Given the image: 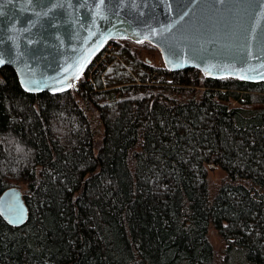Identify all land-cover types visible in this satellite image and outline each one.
I'll return each mask as SVG.
<instances>
[{"label": "trees", "instance_id": "obj_1", "mask_svg": "<svg viewBox=\"0 0 264 264\" xmlns=\"http://www.w3.org/2000/svg\"><path fill=\"white\" fill-rule=\"evenodd\" d=\"M115 40L107 79L84 71L57 93L0 67V192L24 183L28 210L20 225L0 215V264H264V80H147L164 66L133 44L156 47Z\"/></svg>", "mask_w": 264, "mask_h": 264}, {"label": "water", "instance_id": "obj_2", "mask_svg": "<svg viewBox=\"0 0 264 264\" xmlns=\"http://www.w3.org/2000/svg\"><path fill=\"white\" fill-rule=\"evenodd\" d=\"M0 13V67L28 92L76 85L113 38L149 41L170 70L264 80V0H0ZM0 215L26 220L17 185L0 192Z\"/></svg>", "mask_w": 264, "mask_h": 264}, {"label": "rangeland", "instance_id": "obj_3", "mask_svg": "<svg viewBox=\"0 0 264 264\" xmlns=\"http://www.w3.org/2000/svg\"><path fill=\"white\" fill-rule=\"evenodd\" d=\"M121 42H123V40L113 39L112 53L109 55L108 60H107V64L105 65V67H107V68L104 67V70H103L104 72L102 74V77H104L105 79H107V76H106L108 73L107 71L110 68V63H109L110 57L113 54H115L116 48L118 46H120L119 43H121ZM133 46L135 48L137 47L136 50H139V53H140L142 59H144L147 63H152L154 65H162L163 64L162 59H161V55H160L159 50L156 46H155L156 48H153L152 50L147 49V48H143L139 44H133ZM116 57H117V59H120V57L118 55H116ZM130 61L132 63L136 64V61L131 59V58H130ZM123 63H124V67H126L125 69L130 70V72L134 73L135 70L132 68V66L129 62H126L124 60ZM154 68H157V67H154ZM83 73H82V75H83ZM92 73L94 74L95 72L93 71ZM82 75L79 77V79L83 78ZM198 88H200V86H198ZM227 103H228V105L236 104V101L233 99H229L227 101ZM207 164L208 163L205 164V173H206V176L208 177L209 182H211V183L217 182L219 180V178L223 175V173H224L223 170L218 165H212L211 164L210 166H208ZM9 183L17 185L20 189L23 188V186H24V183H22V182H18V184H16V182L11 181ZM205 236L214 248H220L221 247L222 239H221L219 233L217 232L216 228L213 226V224L211 222L207 223Z\"/></svg>", "mask_w": 264, "mask_h": 264}, {"label": "built area", "instance_id": "obj_4", "mask_svg": "<svg viewBox=\"0 0 264 264\" xmlns=\"http://www.w3.org/2000/svg\"><path fill=\"white\" fill-rule=\"evenodd\" d=\"M112 39H109L105 42L103 47L91 58L90 62L88 63L85 71H86V79L91 80L92 76L101 71V67H105L107 64V60L109 55L112 53ZM95 72L94 74L92 72ZM170 69L163 67V68H153L152 72L148 76L147 80H151L152 78H157L160 80L161 78H166L169 80L170 78Z\"/></svg>", "mask_w": 264, "mask_h": 264}, {"label": "snow or ice", "instance_id": "obj_5", "mask_svg": "<svg viewBox=\"0 0 264 264\" xmlns=\"http://www.w3.org/2000/svg\"><path fill=\"white\" fill-rule=\"evenodd\" d=\"M100 2L101 3H104V0H100ZM219 2L220 3H223L224 2V0H219ZM0 14H2V13H0ZM83 67V66H82ZM82 67H81V70H82ZM74 78H78V76L77 77H74ZM73 85L72 84H69L68 85V87H72ZM60 91H64L65 89L64 88H61V89H59ZM20 222H22V220H16V221H12V220H10L9 221V223H20Z\"/></svg>", "mask_w": 264, "mask_h": 264}]
</instances>
